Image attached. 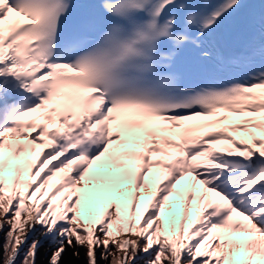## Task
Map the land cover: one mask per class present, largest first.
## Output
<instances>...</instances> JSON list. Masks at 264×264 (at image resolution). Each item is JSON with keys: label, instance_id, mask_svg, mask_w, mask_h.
Masks as SVG:
<instances>
[{"label": "snow or ice", "instance_id": "1", "mask_svg": "<svg viewBox=\"0 0 264 264\" xmlns=\"http://www.w3.org/2000/svg\"><path fill=\"white\" fill-rule=\"evenodd\" d=\"M0 240L264 264V0H0Z\"/></svg>", "mask_w": 264, "mask_h": 264}, {"label": "trees", "instance_id": "2", "mask_svg": "<svg viewBox=\"0 0 264 264\" xmlns=\"http://www.w3.org/2000/svg\"><path fill=\"white\" fill-rule=\"evenodd\" d=\"M0 243H2V240H0ZM46 243V242H44ZM45 247H47V243L45 244ZM41 252H43V249H41ZM81 256L80 259L77 260L75 257L72 256V249L67 250V255L63 256V264H86L85 259V250L81 249ZM38 259H40V256L38 255Z\"/></svg>", "mask_w": 264, "mask_h": 264}, {"label": "rangeland", "instance_id": "3", "mask_svg": "<svg viewBox=\"0 0 264 264\" xmlns=\"http://www.w3.org/2000/svg\"><path fill=\"white\" fill-rule=\"evenodd\" d=\"M45 242H46V241H45ZM46 243H47V242H46ZM46 243H45V244H46Z\"/></svg>", "mask_w": 264, "mask_h": 264}]
</instances>
